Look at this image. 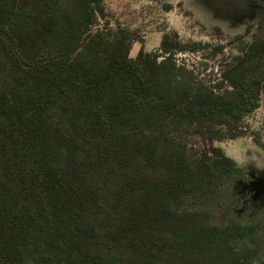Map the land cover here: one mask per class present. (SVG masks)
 Instances as JSON below:
<instances>
[{
    "label": "trees",
    "instance_id": "1",
    "mask_svg": "<svg viewBox=\"0 0 264 264\" xmlns=\"http://www.w3.org/2000/svg\"><path fill=\"white\" fill-rule=\"evenodd\" d=\"M31 4L0 5V264L259 260L264 215L233 193L247 170L188 139L231 137L214 128L257 105L261 59L215 94L170 55L130 57L125 32H93L102 0Z\"/></svg>",
    "mask_w": 264,
    "mask_h": 264
},
{
    "label": "rangeland",
    "instance_id": "2",
    "mask_svg": "<svg viewBox=\"0 0 264 264\" xmlns=\"http://www.w3.org/2000/svg\"><path fill=\"white\" fill-rule=\"evenodd\" d=\"M0 0L14 8H32L34 0ZM40 1L39 3H41ZM105 15L98 16L92 31L105 30L110 36L125 32L131 37L129 56L134 58L137 49L159 54L157 60L172 56L179 64L194 73L196 82L211 86L215 94L232 90L224 71L255 54L264 63V16L258 7L264 0H102ZM146 36V37H144ZM166 37L167 50L162 46ZM242 41L258 43L254 50L243 49ZM252 45V44H251ZM145 49V50H146ZM262 57V58H261ZM2 75L5 69H1ZM6 82V77L0 80ZM264 103V98H263ZM249 114V113H248ZM246 116V115H245ZM245 116L234 120L228 129L217 126L231 135L223 139L196 133L188 140L194 149L212 153L220 147L224 154L244 167L247 178L236 181L233 193L246 200L256 216L264 215V117L259 130L244 129ZM237 126V127H236ZM240 195V196H239ZM246 201L242 204L246 205ZM258 209V211H256ZM254 214V215H255ZM254 264H264V252Z\"/></svg>",
    "mask_w": 264,
    "mask_h": 264
},
{
    "label": "built area",
    "instance_id": "3",
    "mask_svg": "<svg viewBox=\"0 0 264 264\" xmlns=\"http://www.w3.org/2000/svg\"><path fill=\"white\" fill-rule=\"evenodd\" d=\"M146 37V36H144ZM247 115H249L247 117ZM245 116L246 118V126L244 129L249 128L251 130H259L257 127L258 124L262 126V119L264 117V103H263V96L260 93V96L257 100V105L252 109V111Z\"/></svg>",
    "mask_w": 264,
    "mask_h": 264
},
{
    "label": "flooded vegetation",
    "instance_id": "4",
    "mask_svg": "<svg viewBox=\"0 0 264 264\" xmlns=\"http://www.w3.org/2000/svg\"><path fill=\"white\" fill-rule=\"evenodd\" d=\"M258 12L262 13V15L264 16V2H263V5L260 4V6L258 7ZM261 23H264V18L261 21ZM243 44H244V46H243ZM251 44H254V41H252L249 45L247 44L246 41H242L240 48H241V50H243V49H249L250 46H251ZM260 93L262 94V96L264 98V92H263L262 89H261V92ZM259 96H260V94H259ZM263 125H264V123H263ZM247 175H248V172H247Z\"/></svg>",
    "mask_w": 264,
    "mask_h": 264
},
{
    "label": "crops",
    "instance_id": "5",
    "mask_svg": "<svg viewBox=\"0 0 264 264\" xmlns=\"http://www.w3.org/2000/svg\"><path fill=\"white\" fill-rule=\"evenodd\" d=\"M131 49H132V48H131ZM140 49H141V48H140ZM140 49H137V50H136V52H135L136 55H137V53H138V51H139ZM142 49H144V48H142ZM145 49H146V48H145ZM145 49H144V50H145ZM147 50L150 51V49H146L145 51H147ZM130 51H131V50H130Z\"/></svg>",
    "mask_w": 264,
    "mask_h": 264
}]
</instances>
